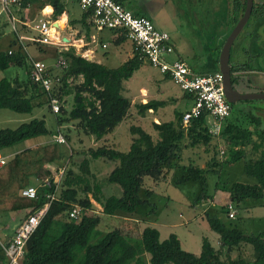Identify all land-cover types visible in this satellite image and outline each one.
<instances>
[{"label":"trees","instance_id":"obj_1","mask_svg":"<svg viewBox=\"0 0 264 264\" xmlns=\"http://www.w3.org/2000/svg\"><path fill=\"white\" fill-rule=\"evenodd\" d=\"M230 1L232 27L228 33L243 15L246 4L245 0ZM32 2L42 3V7L50 5L53 9L52 20H57L64 12L62 0H19V5L13 6L19 19H23L22 11ZM123 4L126 6V0H123ZM262 6L260 3L258 9L261 10ZM256 8L253 6V10ZM3 15V26L6 27L9 21ZM18 26L19 29L13 32L14 40L10 49L0 51V72L12 66H24L27 78L0 79V110L29 114L35 107L45 103L50 110L47 92L30 78L31 56L27 48L34 42L20 41L18 31L25 26ZM68 26L79 28L78 37L85 35L86 40L90 39L96 32L93 12L90 9L82 10L80 18L71 20ZM112 32L115 44L128 41L124 31ZM1 37L2 31L0 39ZM35 45L45 51L43 45ZM56 50L67 60V67L60 75V86L50 94L57 99L60 106L59 112L54 114L56 133L49 131L43 119H32L15 129L0 130V153L28 139L40 136L50 138L47 144L15 154L0 170V216L26 211L20 224L37 212L47 202L45 193L50 191L39 190L40 193L35 199L22 197L20 191L54 175L50 168L51 163L65 166L59 187L51 190L55 200L50 203L38 227L27 240L22 264H264V231L246 234L237 226L224 223L218 218V214H227L226 207L217 212L212 209L206 214L209 228L218 235L219 247L215 249L208 238L204 237L197 255L185 251L177 235L170 234L161 240L159 231L152 227L143 228L136 240L126 237L119 229L102 232L98 229L101 217L93 215L91 211L93 200L101 206L102 213L106 216L137 212L140 206L149 204L148 198L153 195L152 190L145 188L148 182L155 185L170 183L176 187L185 183L197 184L199 190L192 200L193 207L203 199H212L216 191L229 193V202L235 210L247 199L261 200L264 195V129H260L261 120L244 113L239 114L240 118L233 119L230 113L223 121L217 136L210 133L206 114L191 119L184 126L182 118L187 110L176 111L172 121L153 123L154 134L132 126L130 133L135 137L127 152L107 147L89 148V158L80 164L84 175L89 174L88 165L91 160L102 158L116 162L104 183L119 186L121 193L119 196L105 197L103 184L94 183L90 187L86 178L67 169V164H73L75 154L68 137L64 135L66 143H57L51 136L59 134L60 127L65 122L75 123L83 134L92 136L95 140H100L113 131L126 118L131 105L130 100L123 94V83L143 64L148 63L133 52L132 58L122 65L109 68L76 54L73 47L66 52L58 48ZM205 67V71L198 67L192 71L197 75L219 72L218 57L210 58ZM247 68H250L247 64L240 63L231 66L233 84L236 83L233 73ZM74 82L76 83L73 84ZM181 92L189 96L193 103L194 98L191 95ZM70 96L72 101L70 109L67 110L66 97ZM164 104L161 101H151L137 108L142 113ZM222 141L227 142L223 151L220 149ZM248 146L257 152L261 150L256 159H246ZM220 154L224 156L223 161ZM237 163L244 164V174L250 179L247 181L242 178L243 183L234 181L229 184L225 177L221 178V173ZM210 174L217 178L211 193L207 190ZM80 193L84 195L82 198ZM74 205L83 211L78 222L67 219V213ZM0 264H7L1 244Z\"/></svg>","mask_w":264,"mask_h":264},{"label":"rangeland","instance_id":"obj_2","mask_svg":"<svg viewBox=\"0 0 264 264\" xmlns=\"http://www.w3.org/2000/svg\"><path fill=\"white\" fill-rule=\"evenodd\" d=\"M45 1V0H44ZM69 1V11H71L72 17L69 16L67 20H65V17L58 18L57 20L60 21V19H63L62 23L63 26L59 30V34L61 36L71 34V30H73L72 27L68 26L69 22L75 19V17H80L78 14L79 7H78V1L77 0H67V4ZM136 4H140L145 6L147 9H149L154 14V23L156 24L158 19L161 21V19H177L179 23L183 22L186 24V27L192 31L188 34H181V37L190 39L192 42V50H191V57L184 56L186 63L188 66H194L196 67L197 63L200 64L207 62L206 57L210 55L214 51H217V57H219V53L222 47V42L215 43L212 41L211 38L214 40L218 37V31H219V25L221 17H218L219 15H214V20L217 25L213 27L211 24V1L208 0L207 2V26H205V32L200 33L203 29L201 28L202 25L191 27V24L189 22L195 21V24L198 23V21L203 22L204 19L201 18V10L203 9L202 6H204L203 3H201V0H134ZM231 1L230 0H212L213 6L216 8L225 7L227 11H229V22H226V18L224 19V22L222 23V28H220V37L221 35L223 38H225L227 31H230V28L232 27L231 23V16H230V8H231ZM263 4L261 7V10L258 9L259 5ZM132 4V3H131ZM126 6H130L126 3ZM254 6L257 8L253 10L251 14V18L249 19L247 25L243 29L245 35L247 36V39L245 40L243 46L244 52L242 51L239 44H235L233 51L231 52V62L230 67L235 66L236 64H247V62L250 64L251 59L250 56H254L255 49L258 51H262L263 59L261 62V68L264 70V26L263 27H257L258 25L264 23V0H254ZM130 8V7H128ZM206 8V7H205ZM29 11V17L31 20L34 18V14L32 11H30V7H28ZM226 14V13H225ZM3 14H0V32L4 33L5 27L3 26L5 23L3 22ZM212 17V16H211ZM261 17V18H260ZM213 18V17H212ZM2 20V21H1ZM221 26V25H220ZM223 27L225 29H223ZM204 28V26H203ZM187 29V30H188ZM224 31H223V30ZM214 34L211 35V32ZM196 31V32H195ZM197 31H200L197 33ZM20 32L24 33V35L28 37H35L37 35L36 32L32 31L31 29L27 27H20ZM243 33V35H244ZM244 35V37H245ZM178 37V36H177ZM179 40H181L180 37H178ZM128 42V41H127ZM125 43V45H129L130 43ZM215 45H217L215 47ZM45 48V51L41 49L38 45H35L33 43L28 48V52L30 56H35L36 58L44 61L46 65L53 66L57 58L60 56L57 50H49L52 48L57 49L56 46L53 45H43ZM115 48L114 45L110 46V50H113ZM70 49V47H69ZM42 50V51H41ZM75 52V51H74ZM58 53V54H57ZM76 53V52H75ZM192 54H195L196 57L192 58ZM58 56V57H57ZM121 60V56L119 58ZM259 62V60H258ZM116 64H120L116 62ZM63 72L58 71V75H62ZM10 78L14 76H18L19 80H25L27 78L26 75V69L24 66H12L8 70L4 72H0V76ZM140 75L145 76H159V73L157 70L152 68L148 64H143L140 69L134 74L133 78H138ZM234 76H237L238 73H233ZM243 76V75H242ZM237 81H242L243 78L239 74V77H236ZM264 80V75L263 78ZM237 82V85H238ZM24 83V82H23ZM74 82L73 84H75ZM25 85V84H23ZM264 86V84L262 85ZM66 101L68 103L67 110L70 109L71 105V96L66 97ZM255 102L264 103V100H251V101H241L242 108L240 110H237L236 106L233 105L232 108V115L231 117L233 119L240 118L239 111L244 110H251L250 106L251 104ZM256 105V104H254ZM263 106V104H260ZM253 114V112H251ZM32 119H43L45 121L46 127L49 129V131L54 134L57 131V126L55 124V115L49 110L48 105H42L40 107H35L31 113L29 114H18L14 113L9 110H0V130L2 129H15L22 123H27ZM129 121V120H128ZM246 122V120H244ZM262 129H264V124L261 126ZM60 133L64 136L66 135L69 139V145L73 147V150L75 151V154L73 156V164H67V169H71L73 172H75L78 175H82V170L80 168V164L88 159V150L91 144L90 142H87L86 138L87 136L81 132L76 126L75 123H64L60 127ZM118 136L121 138V146H125L127 143V138L129 137V130L124 127L122 129L119 128L118 130ZM66 136H64L66 138ZM48 139V136H40L36 139H28L23 142H20L10 148L7 149L6 152L10 151H20L25 150L30 146L31 144L38 142L39 140H46ZM50 139V138H49ZM90 139V138H89ZM255 140V138H254ZM257 141V140H255ZM43 144H47L45 141ZM226 148L227 145L224 142L220 143V148ZM34 148V147H33ZM124 147H119V150L123 151ZM247 157L246 159H249L250 157H258V155H255V153H258L257 151H254L251 149L250 146L246 148ZM223 156L220 154V157ZM223 157H221L222 161L224 160ZM112 161H105L103 162L101 159L98 160H91L88 165L89 174H84L82 177L86 178L90 187L93 186L94 183H100L103 184L102 191L105 197L107 196H119L121 193L120 187L115 184H105L104 181L106 177L111 173L113 169ZM116 163V162H115ZM56 166V165H55ZM55 166L52 168L56 169ZM224 169V168H223ZM224 178L226 181L229 182V184L236 182L243 183L244 180L249 181L250 178H247L244 174V164L243 163H237L232 164L230 167H227L224 169V173H221V178ZM240 178V180H238ZM244 180H243V179ZM217 178L214 175H208V189L211 193L214 183L216 182ZM145 188L152 190L153 195L152 197L148 198L149 204L145 206H140L137 210V212L133 214H125V213H117L115 216H106L102 213V208L99 204L91 200L92 202V212L93 215H96L98 217H101L100 224L98 226V229L102 232H107L113 229H119L126 237L136 240L141 230L145 227H152L159 231L160 239L164 240L167 238L170 234L177 235L178 239L181 242V247L192 254H198L201 248V241L204 237H207L211 244L214 247H218L217 243V234L213 232L207 223L206 220V214L210 212L212 209H214L215 212L222 211L223 208L226 207V205L229 203V197L224 193L221 198L218 200L213 201V197L215 196L216 192H214L212 199L205 200L198 202L196 204V207L192 206V200L194 197H196L199 187L195 183H185L179 187H176L170 183H159L158 185L153 184V182H148L145 184ZM82 198L84 195L82 193L79 194ZM88 197H91L88 195ZM91 199V198H90ZM235 210V208H234ZM26 211L21 212L19 215L24 217ZM151 214L147 215L146 214ZM217 214V213H216ZM21 218V219H22ZM218 218L223 220L226 224H231L233 226H237L238 228L242 229L243 231H247L250 233H256L257 231L264 230V196L261 200H245L244 203L240 204V207L235 210V218L234 219H228L227 214L222 212L218 214ZM4 222V218L0 220V224ZM185 222V223H183ZM195 222V223H193ZM1 237V236H0ZM0 240L3 242L4 240L2 237ZM249 248V247H248ZM148 257V256H147Z\"/></svg>","mask_w":264,"mask_h":264},{"label":"built area","instance_id":"obj_3","mask_svg":"<svg viewBox=\"0 0 264 264\" xmlns=\"http://www.w3.org/2000/svg\"><path fill=\"white\" fill-rule=\"evenodd\" d=\"M19 5V0H0V14H5L12 30L17 31L15 25L21 24L36 32L35 37L19 36L20 41H30L41 45H53L60 51L66 49L69 43L63 41V36L59 34L58 20L37 19L29 21L26 15L19 19L13 6ZM81 10L90 9L93 12V23L96 31H124L127 40L131 43L133 52L140 59L148 63L160 74L169 77L170 81L184 93L191 95L192 106L187 110L182 118L183 125L186 126L193 118L206 114L209 131L212 135H218L223 121L230 116L231 103H229L223 91V76L221 72L209 75H197L191 67L181 59L175 58V47L171 42L170 35L157 28L147 17L135 15L124 4L123 0H78ZM91 43H96V37H90ZM106 48V45H102ZM30 78L38 83L48 95V103L53 114L59 112V103L50 94L56 87L60 86V75L58 71H63L67 67V60L63 55L57 58L53 66H48L44 62L31 57ZM54 142L66 143L63 135L52 136ZM9 158L0 154V170L8 162ZM54 175L43 181L37 182L34 186H29L20 191L22 197L35 199L39 195V190H48L45 193L47 202L33 215L24 219L14 230L5 244H1L7 264H22L27 240L38 227L42 218L47 212L50 203L55 200L52 189H57L62 181L65 166H55ZM229 219L235 218L234 206L229 202L226 205ZM83 214L82 208L74 205L67 213L69 221L78 222Z\"/></svg>","mask_w":264,"mask_h":264},{"label":"crops","instance_id":"obj_4","mask_svg":"<svg viewBox=\"0 0 264 264\" xmlns=\"http://www.w3.org/2000/svg\"><path fill=\"white\" fill-rule=\"evenodd\" d=\"M62 1L64 3V12L60 16V18L65 17V20H67L69 16L72 17L73 13L71 11H69V7H68L69 1H68V4L66 2L67 0H62ZM210 1H211L210 11L212 12L210 15V19H211V24L213 25V27H215V25H217L215 20H214V18H215L214 15H219L218 17H221V20H220L221 26L219 25V31H218V34L220 35V33H222L220 31V28H222V23L224 22V19L226 18V22L227 23L229 22V11H227L225 9V7H221V8L218 7L215 9V7L212 4V0H210ZM207 2H208V0H201V3L204 4V6H202L203 9L201 10V18L204 19V21L203 22L198 21V23H196V24H195V21L189 22L191 24V27H195V25L200 27V25H202L201 28L203 30L201 32L197 31V33L198 32L203 33V31L205 30V26H207V24H208L206 21V19L209 18V16L207 17V10H208ZM126 3L130 5V6H128L130 8H128L127 6L126 7L130 11H132L135 15L147 17L154 23V17H155L154 14L149 9H147L145 6L140 5V4H136L134 0H126ZM29 7H30V11L35 13L33 15L34 18L32 20H37V19H42V18L49 19V20L52 19L53 9L50 5H45L42 7V3L32 2ZM46 8H49L50 11L46 12ZM28 11H29L28 8L24 9L22 11V16L26 15L28 18L29 17ZM81 11L82 10L79 7V12H78L79 15L81 14ZM19 15H21V14H19ZM79 18L75 17V19H79ZM28 19H29V21H32L30 18H28ZM60 21H63V19H60ZM154 25L157 28H159L160 30L165 31L170 35L171 42L173 43V45L175 47V58L181 59L182 61L186 62L184 56L191 55V50H192V46H193L190 39H186V38L181 37V34H187V33L189 34L191 31L186 27V24L183 22L179 23V21L177 19H161V21H159V19H158L157 23L156 24L154 23ZM62 26H63L62 22L58 24V27H60V29ZM203 26H204V28H203ZM260 26L263 27L264 23L260 24ZM15 27H16V30L19 29L18 24H16ZM223 29H225V28L223 27ZM78 31H79V28L76 27L73 30H71V34L63 35L62 39L65 38L68 40L69 45H67L66 49H69V47H73L76 54H80L82 57L86 58L87 60L96 62L98 64H102V65L107 66L109 68H117L120 65H122L124 62H126L127 60L132 58L133 50H132L131 43L129 42L130 44L128 46L125 45V43L127 41H125L121 44H115L114 43L115 37H114V34L112 31L103 30V31L94 32V34H92L96 37V43H94V44L90 42V39L86 40L85 35L78 37V33H79ZM13 32H15V31L12 30L11 24L9 23V25H7L5 27L4 33H2V37L0 39V51L10 49L11 44L14 40ZM228 32L229 31L225 32L226 36L229 34ZM243 32L244 31H242V33ZM191 33H192V31H191ZM204 33H206V32L204 31ZM242 33L240 34V36L235 41V43L231 49V52L233 51V48H234L236 43L240 45V47L243 51L242 45L244 44L245 40L247 39V36L244 33V35H245V37H244V35ZM213 34H214V30H213V32H211V35H213ZM18 35H22V34L18 31ZM219 35L215 40L213 38H211L212 41H214L215 43L222 42L225 38H223V36H222L223 34L221 35V37ZM177 36L180 37L181 40H179V38ZM103 44L106 45V48H102ZM111 45L115 46V48L113 50H110ZM216 46L217 45H215V47ZM28 48H27V50H28ZM49 50L55 51L56 49L52 48ZM217 54H218L217 51H214V49H213V52L206 57V60H209L210 58H217V56H218ZM262 54H263L262 51H260V50L257 51L255 49L254 56H250V59L252 60L251 63L249 64L247 62V66L250 68H247L245 70L237 72L238 73L237 76L233 75L236 78V77H239V74H240L241 77L243 78V80L239 81V82L236 79L235 87L237 88V90L239 92H242V93H244V92H264V86H262L264 84V80L262 79L263 75H264V70L259 68L261 66V62L263 59ZM120 56H121V60H119ZM31 57L34 59H38L33 55ZM189 57H191V56H189ZM193 57H196V55L192 54V58ZM230 58H231V54H230ZM258 60H259V62H258ZM116 62H118L120 64H116ZM230 62H231V60H230ZM206 63L207 62L200 64L198 62L196 67H198L199 70L205 71L204 68H206L205 67ZM192 70L195 71V68H193ZM134 74L131 76V78L129 80H127L123 83V87H124L123 94L126 98H128L130 100V103H131L128 115L113 131L109 132L107 135H105L100 140H95L94 137L86 135L87 136L86 140L88 139L87 142H90V140H91L90 146H87V147H89V148L107 147V148H110V149H113V150H116L119 152H127L130 148L132 140L135 137L134 135H132L130 133V128L132 126L140 127L141 129H143L147 133L154 134L153 123L160 124L161 122L172 121L174 119V113L176 111L185 112L191 106V104H192L191 98L189 96H185L181 92V90L178 87H176L164 75L159 73V76L140 75L138 78L137 77L133 78ZM1 78H4V77L1 75L0 79ZM15 78L19 79L18 76H14V77L8 78V80L15 79ZM237 82H238V85H237ZM151 101H161V102H164L165 104L158 106L157 109H148L142 113H139L137 106L145 105L147 102H151ZM254 104H256V105H254ZM260 104H263V106H261ZM234 105L236 106L237 110H240L242 108L241 103H236ZM250 109L251 110H249V109L244 110L243 112L239 111V113L252 114L251 112H253L252 115L258 117L261 120V126H262L264 124V103L255 102V103L251 104ZM261 126H260V129H262ZM121 127H122V129L124 127H126L129 130V137L127 138V143L125 146H121L122 145L121 138L117 134L119 128H121ZM215 136H217V135H215ZM33 139H36V138H33ZM45 141L48 143L49 138L44 140V141L39 140L38 142H35V143L31 144L30 146H28V148H26V149L42 146V145H44L43 143ZM222 142H224V141H222ZM225 143L227 144V142H225ZM119 147H124L123 148L124 150L123 151L119 150ZM220 149L222 151L225 150L222 147ZM6 151H7V149H4L0 154L2 156L8 157L10 159L12 156L21 152L22 150L10 151L9 153ZM258 152L260 154L261 150ZM259 154L255 153V155H258V156H259ZM246 157H247V155H246ZM250 158L256 159L257 157L254 156V157H250ZM101 160L103 162L109 161V160L102 159V158H101ZM111 163H112V161H111ZM113 164H114V166H113V169H114L116 166V163L114 162ZM55 165L57 166L58 164L57 163H51L50 168H52V166L54 167ZM250 184H253V181H250ZM34 185L35 184H31V186H34ZM224 193L227 195V197H229V193L223 192V191H217L215 196L213 197V201L221 198ZM21 212H23V211H17L14 213H5V214H2L0 216V220L4 218V222H2L0 224V236L2 237V239L4 241L2 242L0 240V244H5L8 241V239L10 238V236L12 235L13 231L15 230V228L17 227V225L19 224V222L22 218V216L19 215ZM183 223H185V222H183ZM193 223H195V222H193ZM262 231H264V230L257 231L256 233L262 232ZM244 233L256 234V233H253V232L250 233L247 231H244ZM216 238H217V243H218V247H219L218 235ZM218 247H214V248L217 249ZM199 253H200V251L198 252V254Z\"/></svg>","mask_w":264,"mask_h":264},{"label":"water","instance_id":"obj_5","mask_svg":"<svg viewBox=\"0 0 264 264\" xmlns=\"http://www.w3.org/2000/svg\"><path fill=\"white\" fill-rule=\"evenodd\" d=\"M245 10L243 15L239 18L231 32L226 37L218 58V69L223 76V91L226 100L231 104H236L241 101L264 100V92H245L241 93L234 88L231 80L230 54L231 49L247 25L253 8V0H245ZM68 43L67 39H63Z\"/></svg>","mask_w":264,"mask_h":264},{"label":"flooded vegetation","instance_id":"obj_6","mask_svg":"<svg viewBox=\"0 0 264 264\" xmlns=\"http://www.w3.org/2000/svg\"><path fill=\"white\" fill-rule=\"evenodd\" d=\"M253 6H254V0H253ZM252 10H253V8H252ZM252 14V13H251ZM250 18H251V16H250ZM257 27H261L260 25H258ZM244 33V32H243ZM242 33V34H243ZM243 52H244V49H243ZM243 65H246V64H243ZM234 85V88L237 90V88L235 87V85H236V83H234L233 84ZM242 93V92H241ZM245 93V92H244ZM234 105V104H233Z\"/></svg>","mask_w":264,"mask_h":264},{"label":"bare ground","instance_id":"obj_7","mask_svg":"<svg viewBox=\"0 0 264 264\" xmlns=\"http://www.w3.org/2000/svg\"><path fill=\"white\" fill-rule=\"evenodd\" d=\"M49 11H50V9L49 8H46V12H49ZM61 22L62 21H59L58 24L61 23Z\"/></svg>","mask_w":264,"mask_h":264}]
</instances>
